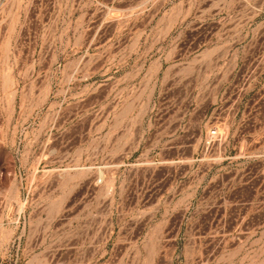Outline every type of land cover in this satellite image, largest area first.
Wrapping results in <instances>:
<instances>
[{"label": "rangeland", "instance_id": "1", "mask_svg": "<svg viewBox=\"0 0 264 264\" xmlns=\"http://www.w3.org/2000/svg\"><path fill=\"white\" fill-rule=\"evenodd\" d=\"M250 53L264 0H0V264L263 261L247 238L264 224L231 220L226 190L196 192L194 158L165 193L141 157L148 122H183L196 80Z\"/></svg>", "mask_w": 264, "mask_h": 264}, {"label": "crops", "instance_id": "2", "mask_svg": "<svg viewBox=\"0 0 264 264\" xmlns=\"http://www.w3.org/2000/svg\"><path fill=\"white\" fill-rule=\"evenodd\" d=\"M194 85L197 90L192 102L179 104V110L191 112L183 122H148L154 128L155 140L141 157L158 160L154 165H158L160 181L169 182L165 193L171 190L169 167L173 161L182 166L194 158L196 192L210 187L226 190L229 207L238 208L239 212L231 220L264 224V56L250 53L244 58L243 71L223 66L213 80L201 83L196 80ZM206 111L212 112V122H206ZM208 124L222 126L227 134L218 145L220 151L217 159L212 160V169L205 172L204 155L210 139ZM210 173L211 186L205 182ZM142 176L139 174V178ZM121 177L117 172V184ZM142 191L143 187L139 186V203ZM242 208L244 213L240 214ZM42 220L49 222L48 217ZM256 231V235L247 238L251 240L247 248L262 256L264 226ZM259 264H264V260Z\"/></svg>", "mask_w": 264, "mask_h": 264}, {"label": "built area", "instance_id": "3", "mask_svg": "<svg viewBox=\"0 0 264 264\" xmlns=\"http://www.w3.org/2000/svg\"><path fill=\"white\" fill-rule=\"evenodd\" d=\"M225 136V132H221L219 128L215 127L210 133V139L207 142V145L210 147L216 143L220 144L224 141Z\"/></svg>", "mask_w": 264, "mask_h": 264}]
</instances>
